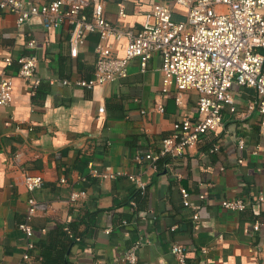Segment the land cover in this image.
I'll list each match as a JSON object with an SVG mask.
<instances>
[{
  "label": "crops",
  "instance_id": "1",
  "mask_svg": "<svg viewBox=\"0 0 264 264\" xmlns=\"http://www.w3.org/2000/svg\"><path fill=\"white\" fill-rule=\"evenodd\" d=\"M89 1L83 11L92 15L99 0ZM104 1L109 21L139 30L154 3L172 0ZM122 3L124 16L119 15ZM175 18H185L179 6ZM70 32L68 22L45 29L38 16L17 26L14 14L0 10V57L14 59L8 67L0 60V72L14 77L13 100L0 106V264H131L124 255L140 236L147 242L135 264H177L174 242L190 247L191 264H263L264 203L239 211L221 205L264 192V116L252 108L255 90L234 85L236 110L224 111L223 127L154 169L148 161H134L136 150H157L175 121L194 118L198 93L186 92L181 106L174 88L163 93L159 53L146 72L133 59L127 77L94 89L64 84L63 79L75 81L96 71L98 35L89 34L72 56ZM125 44L108 41L114 56L124 55ZM27 54L38 58L36 95L30 82L16 76L15 59ZM89 163L140 176L147 183L145 195L126 175L114 180L90 176ZM25 173L41 175L43 186L30 193ZM181 187L198 206L197 220L183 205ZM74 190L85 193L70 201ZM30 195L49 208L33 217L36 247L25 260L27 238L18 225ZM257 220L261 227L254 231Z\"/></svg>",
  "mask_w": 264,
  "mask_h": 264
},
{
  "label": "built area",
  "instance_id": "2",
  "mask_svg": "<svg viewBox=\"0 0 264 264\" xmlns=\"http://www.w3.org/2000/svg\"><path fill=\"white\" fill-rule=\"evenodd\" d=\"M126 1V0H125ZM89 0H0V10L16 16L17 26L38 16L45 29H57L65 23L71 26L69 37L70 52L77 56L79 47L85 43L89 34H97L99 40L95 47L96 71L90 77L75 81L63 79L64 84L94 89L97 86L115 82L127 77L129 64L138 59L142 72H146L149 60L154 53L161 59L162 91L166 93L174 88L176 103L181 106L185 93L196 91L197 115L185 117L173 123L172 134L163 137L157 150H136L134 161H148L154 169L164 157H182L187 149L200 142L210 133H217L224 124L227 109L236 110L232 93L234 85L246 86L255 90L257 98L252 108L264 116V0H172L167 3H154L145 18L141 29L120 28L105 16L106 2L96 1L93 13L89 17L84 8ZM185 13L183 20L175 18L176 7ZM122 3L119 15H125ZM126 40L124 55L114 56L109 40ZM31 47L35 40L29 42ZM2 58L0 57V60ZM5 67L12 65L13 57L2 59ZM19 65L17 77L30 82L31 92L35 95L41 80L36 77L38 58L36 55H20L16 59ZM14 77L5 70L0 72V106H6L13 100ZM164 112L162 105L158 106ZM103 113L104 106L99 108ZM243 147L244 141L240 139ZM215 150H219L216 145ZM89 174L103 179H117L123 175L133 182L143 196L147 183L140 176L116 170L109 165L97 166L89 163ZM65 182V179H61ZM26 189L32 193L41 188L44 179L41 175L25 173ZM183 205L193 209V218H199L198 206L192 203L187 188L181 187ZM84 191L71 192L70 201H76ZM264 203V192L245 200L243 197L226 199L221 205L229 210H244L249 203ZM135 206V201H132ZM49 203L30 195L27 210L19 229L27 238L24 259L30 260L31 251L36 247L33 240V217L40 211H46ZM126 222V221H124ZM261 222L254 223V231L259 230ZM175 227L172 228L174 230ZM147 239L140 236L127 250L124 259L131 264L137 262V251ZM190 247L181 242L171 245V252L177 264H191L188 261ZM203 247L202 251L207 252ZM264 264V263H263Z\"/></svg>",
  "mask_w": 264,
  "mask_h": 264
},
{
  "label": "trees",
  "instance_id": "3",
  "mask_svg": "<svg viewBox=\"0 0 264 264\" xmlns=\"http://www.w3.org/2000/svg\"><path fill=\"white\" fill-rule=\"evenodd\" d=\"M89 17L91 16V15H88ZM40 85H41V83H40ZM40 85H39V87L37 88V90H36V93H35V95L38 93V91H39V88H40ZM167 161V158L166 157H164V158H162L161 159V164L162 163H164V162H166ZM140 194V193H139ZM141 195V194H140ZM142 196V195H141ZM140 197V196H139ZM141 198V197H140ZM137 201H138V199H137ZM71 233H72V231H71ZM73 234V233H72Z\"/></svg>",
  "mask_w": 264,
  "mask_h": 264
}]
</instances>
